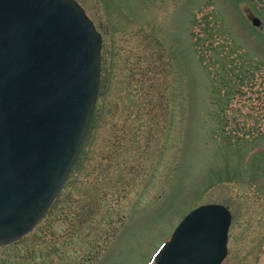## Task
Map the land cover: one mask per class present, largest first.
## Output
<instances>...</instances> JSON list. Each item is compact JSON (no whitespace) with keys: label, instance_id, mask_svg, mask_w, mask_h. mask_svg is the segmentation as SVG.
<instances>
[{"label":"rangeland","instance_id":"obj_1","mask_svg":"<svg viewBox=\"0 0 264 264\" xmlns=\"http://www.w3.org/2000/svg\"><path fill=\"white\" fill-rule=\"evenodd\" d=\"M76 1L103 37L92 123L0 264H153L206 204L233 215L223 264H264V0Z\"/></svg>","mask_w":264,"mask_h":264},{"label":"water","instance_id":"obj_2","mask_svg":"<svg viewBox=\"0 0 264 264\" xmlns=\"http://www.w3.org/2000/svg\"><path fill=\"white\" fill-rule=\"evenodd\" d=\"M102 47L76 0H0V245L28 235L69 179L97 105ZM231 222L224 206L195 209L154 264H222Z\"/></svg>","mask_w":264,"mask_h":264}]
</instances>
